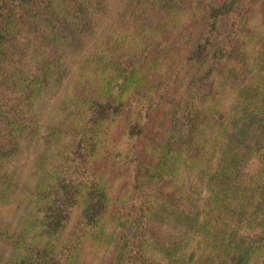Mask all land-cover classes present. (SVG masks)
<instances>
[{
	"label": "trees",
	"instance_id": "1",
	"mask_svg": "<svg viewBox=\"0 0 264 264\" xmlns=\"http://www.w3.org/2000/svg\"><path fill=\"white\" fill-rule=\"evenodd\" d=\"M149 1L173 26L188 12L184 0ZM109 2L0 0V206L35 208L15 226L0 217V244L19 247L0 264H74V250L53 240L75 205L78 236L114 246L109 264H264V13L247 18L254 0L206 3L201 29H183L191 49L176 62L188 65L187 80L173 101L172 71L173 81L151 85L138 53L93 72L92 59L70 50ZM71 56L96 94L65 133L64 114L39 123L34 109ZM155 109L169 122L145 185L132 195L130 214L106 224L108 195L93 162L121 115L127 161H135ZM20 158L30 161L28 185L16 191Z\"/></svg>",
	"mask_w": 264,
	"mask_h": 264
},
{
	"label": "rangeland",
	"instance_id": "2",
	"mask_svg": "<svg viewBox=\"0 0 264 264\" xmlns=\"http://www.w3.org/2000/svg\"><path fill=\"white\" fill-rule=\"evenodd\" d=\"M184 1L188 12L185 17L174 24V27L168 14L165 11L159 12L149 0H110L106 9L93 12L90 16V26L77 32L69 48L92 59L95 63L93 72L114 60L129 58L138 53L142 55L140 62L147 81L151 80L149 82L151 85L165 83L166 79L173 81L172 77H167L172 71L176 79L172 86L170 85L171 90L166 86V95L171 98L174 91L179 95L180 89L187 80L185 66L188 65L185 63L180 65L176 60L181 59L184 53L191 49V44H182L183 29L186 28L190 32L200 30L204 23L202 19L205 4L222 0ZM262 9H264V0H254L246 10L247 18L252 16L254 20L255 13H264ZM250 19L248 21L252 24ZM255 23L260 24L259 21ZM261 23L264 24L263 19ZM244 35H247L246 31ZM243 39L245 40L244 36L236 42L239 47ZM236 51L237 49L233 51V54H236ZM18 54H21L19 49ZM67 62L66 66L62 67L59 80L57 77L54 82L55 86L38 99L34 109L39 123L47 122L49 117L51 119L53 116L64 114L60 115L59 125L65 133L77 122L81 111H84L82 103L85 97L96 94L93 80L81 77L74 72L75 66L79 65L80 61L71 56ZM192 71L193 69L190 74ZM176 97L171 99L177 101ZM62 104L64 106L61 109ZM152 112L147 128L137 140L136 150L133 152L136 156L135 161H127L130 151L123 140V130L128 116L121 115L115 121L110 139L112 142L103 143L98 158L93 162L104 177L108 195L104 213L106 224L118 215L130 214L129 202L132 195L136 194L138 187L143 188L145 185L146 168L153 162L156 146L161 142L169 122L163 117L162 112H159V109ZM118 163L123 166H119ZM14 166L19 170L17 177L13 180V186L17 191L28 185L25 179H27L30 161L20 158ZM170 194L171 191L166 186L165 195ZM33 209L35 208L29 205L27 211L17 209L12 213L11 209L0 206V217L4 221L8 220L11 226H15L21 223L26 214ZM79 216V208L75 205L69 211L64 231L53 240L55 246L60 248L67 245L73 249L76 259L74 264H109L114 246L105 248L98 241H88L86 236L79 237L78 235L82 234L78 224ZM13 249L19 253L17 245L12 247L0 244V259L7 258ZM150 261L147 264H152Z\"/></svg>",
	"mask_w": 264,
	"mask_h": 264
}]
</instances>
